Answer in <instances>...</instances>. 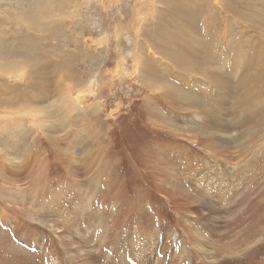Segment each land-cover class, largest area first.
Here are the masks:
<instances>
[{"label": "rangeland", "instance_id": "374dc122", "mask_svg": "<svg viewBox=\"0 0 264 264\" xmlns=\"http://www.w3.org/2000/svg\"><path fill=\"white\" fill-rule=\"evenodd\" d=\"M66 2L0 0V264H264V0Z\"/></svg>", "mask_w": 264, "mask_h": 264}, {"label": "bare ground", "instance_id": "6f19581e", "mask_svg": "<svg viewBox=\"0 0 264 264\" xmlns=\"http://www.w3.org/2000/svg\"><path fill=\"white\" fill-rule=\"evenodd\" d=\"M74 2V0H67V4H72ZM47 5H50V2H48L47 3ZM51 6V5H50ZM10 13H12L11 11H6V16H10L9 14ZM213 20V19H212ZM162 21V20H161ZM163 23H165L164 21H163ZM191 25H193V22H191L190 23ZM157 34H158V32H156ZM155 33V34H156ZM156 34V35H157ZM160 36H161V34H159ZM157 37H159L158 35H157ZM160 38V37H159ZM167 38V37H166ZM166 40H168V39H166ZM177 41V40H176ZM201 41V40H200ZM198 42V41H197ZM203 43V42H202ZM179 44V43H178ZM183 44V43H182ZM181 44V45H182ZM201 44V43H200ZM161 45V44H160ZM177 45V44H176ZM197 45V44H196ZM172 46V45H171ZM162 48V47H161ZM175 48V47H174ZM180 48V47H179ZM185 48V47H184ZM177 49V48H176ZM172 50V49H171ZM170 51V50H169ZM174 51H176V50H174ZM5 52H7V50H6V48L4 47V46H2V44H1V46H0V57H3V53H5ZM165 52H166V50H165ZM168 53V52H167ZM175 53V52H174ZM189 55V54H188ZM187 56V55H186ZM190 56V55H189ZM191 57V56H190ZM192 58V57H191ZM262 58V57H261ZM193 59V58H192ZM199 58H198V56H195V61H196V63L198 64L197 66H195L196 68H198V69H200V70H203L205 67L204 66H201V63H200V59L198 60ZM179 61V60H178ZM259 61V60H258ZM193 62V61H192ZM256 62V61H255ZM182 64V63H181ZM185 64H190V63H185ZM237 65V64H236ZM8 65L7 64H5V65H3L2 64V60L0 59V67H2V69H9L8 67H7ZM181 66V65H180ZM189 66V65H188ZM260 66V65H259ZM177 67V66H176ZM183 67V66H182ZM214 67V66H213ZM186 68V67H185ZM250 68V67H249ZM4 69V70H5ZM167 69V68H166ZM187 69V68H186ZM227 69V68H226ZM184 70V69H183ZM218 70V69H217ZM6 71V70H5ZM180 71V70H179ZM185 72V71H184ZM180 73H181V71H180ZM189 73V72H188ZM189 76V75H188ZM217 77H218V75H217ZM231 77V76H230ZM231 78H233V77H231ZM235 78V77H234ZM233 78V79H234ZM174 79V78H173ZM230 78L226 75V76H224V75H222V84H224L227 80H229ZM171 80V79H170ZM173 81V80H172ZM176 81H178V80H176ZM179 82V81H178ZM263 84V83H262ZM262 86V85H261ZM193 90H196V89H193ZM198 90V89H197ZM248 90V89H247ZM251 90H254V89H251ZM255 91V90H254ZM258 92V91H257ZM252 93V92H251ZM254 93V92H253ZM259 94H261V93H259ZM184 95V94H183ZM252 95H254V94H251V96ZM203 96H204V94H203ZM242 99V98H241ZM251 106V105H250ZM254 106V105H253ZM249 111V110H248ZM22 113V112H21ZM24 115V114H23ZM199 116L197 115V116H195V119H197ZM195 126V125H194ZM218 142V141H217ZM216 146V145H215ZM221 146H226V145H221ZM218 147V146H217ZM214 149V148H213ZM218 149H219V151H220V153L224 156V154H226V152H227V148H224V147H218ZM232 152H230L229 153V157H231L232 155ZM221 156V155H220ZM227 156V157H228ZM227 160V159H226ZM68 162V161H67ZM68 164V163H67ZM70 164H71V162H70ZM72 165V164H71ZM214 170V173H212V175H209V181H211L212 182V187H210V185H209V183H207V182H205L203 185H200L201 186V191L202 192H204V193H206L207 195H211L212 197H218L220 194H222V193H225L226 192V194L228 193L227 191H225V189H224V187H222V186H220V185H222V183H224V181H226L227 182V184L228 183H231L232 181H231V179H226L225 177L226 176H221V172H220V170H219V168H213L212 169V171ZM223 174V173H222ZM225 182V183H226ZM224 183V184H225ZM199 188V187H198ZM236 188H237V186H236ZM96 220L98 221V220H100V218L99 217H96ZM98 222H100V221H98ZM102 223V222H101ZM52 224L53 223H51V222H49V223H47V225H49V226H52ZM98 226V225H97ZM100 230H102V229H100ZM89 237V236H88ZM103 238V237H102ZM108 239V238H107ZM115 240V239H114ZM108 240H104L100 245L101 246H103V247H109V244H108V242H107ZM86 242H90V239L89 240H85V241H82V242H79L80 243V246H83V245H88V243L86 244ZM132 242V241H131ZM151 243H155L154 242V239H151V240H148L147 241V243H143V245H142V252H139V253H136V255H134V256H132L131 254H130V252L129 251H127L126 252V254H124L123 253V255H125L124 257H123V255H122V253L120 254V252H116L117 253V255H116V257H114V258H117L118 257V262H119V264H124L123 262H124V260L125 259H127L128 261H130V262H133V264H136L133 260V258L134 257H139V261L137 262V264H166V262L168 261V257H167V252H165V254H166V257H161V256H158V258L156 257V255H154L153 254V256H151V257H148V258H146V259H142L143 257H142V255L144 256L145 254H143V253H146V255H150V254H152V251L150 250L151 249V247L149 246L148 247V245L149 244H151ZM72 245H73V247H74V243H67L65 246H66V251H67V253L69 254V256H68V259H74L75 258V255H77V253L78 252H86L84 249H81L82 247H80L78 250H76L75 251V247H74V250H73V248H72ZM124 245L125 246H128V248L130 249V244L128 243V242H124ZM179 247H180V252L182 253V252H185V251H183V248H181V246L180 245H178ZM196 246H197V252H200V254L202 255L203 253H202V249H201V247L198 245V244H196ZM148 247V248H147ZM83 248H84V246H83ZM111 249V248H110ZM83 250V251H82ZM101 250L103 251L104 250V248H102L101 247ZM113 250H115V249H113ZM97 251V250H96ZM171 251V250H170ZM154 252H156V251H154ZM174 252H176V249H175V251ZM180 252H178V253H180ZM98 253V252H97ZM159 254H161V253H159ZM158 254V255H159ZM175 254L173 253L171 256H174ZM130 256H132V257H130ZM100 259L99 260H101V262H102V264H108L109 263V261L110 260H107V259H105L106 261L105 262H103L104 261V251L102 252V254L101 255H99L98 256ZM97 257V258H98ZM94 258V257H93ZM109 259V258H108ZM113 260V259H112ZM136 260V259H135ZM97 261V260H96ZM123 261V262H122ZM188 261V260H187ZM95 262V261H94ZM98 262V261H97ZM117 262V261H116ZM99 263V262H98ZM193 263V262H192ZM99 264H101V263H99ZM111 264H113V262H111ZM116 264V263H115ZM181 264H183V263H181Z\"/></svg>", "mask_w": 264, "mask_h": 264}]
</instances>
